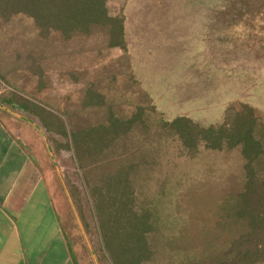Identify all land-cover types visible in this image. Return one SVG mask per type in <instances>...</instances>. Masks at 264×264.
Wrapping results in <instances>:
<instances>
[{"label": "rangeland", "instance_id": "374dc122", "mask_svg": "<svg viewBox=\"0 0 264 264\" xmlns=\"http://www.w3.org/2000/svg\"><path fill=\"white\" fill-rule=\"evenodd\" d=\"M231 1L109 0L110 13L125 16L128 46L107 51L97 67L95 52L61 53L64 45L58 41L54 45L59 53L53 54L39 39L34 22L19 14L9 22L0 21V81L21 90L31 105L29 112L39 114L60 134L66 124L69 133L103 118L99 112L89 118L80 113L85 90L97 80L110 94L121 89L130 93L119 99L118 113L124 117L130 115L133 101L153 106L167 120L186 115L201 126H215L228 122L243 103L248 104L258 117L254 134L263 153L255 166L264 177L263 16L231 11ZM122 64L133 76L125 74ZM113 74L119 83H108ZM125 98L131 101L124 103ZM154 151L164 157L162 163L155 165L149 181L139 178L137 183L151 187L144 202L152 210L149 231L154 252L145 264H210L219 255L213 244L227 231L220 224L221 204L246 184V157L236 146L200 147L185 158L172 147ZM62 157L64 172L73 173L72 153L63 148ZM64 178L67 189L65 173ZM74 180L78 182L75 176ZM67 192L66 226L77 233L81 258L115 264L102 246L89 205L78 197L77 204L69 188ZM230 220L227 216L226 223Z\"/></svg>", "mask_w": 264, "mask_h": 264}, {"label": "trees", "instance_id": "16d2710c", "mask_svg": "<svg viewBox=\"0 0 264 264\" xmlns=\"http://www.w3.org/2000/svg\"><path fill=\"white\" fill-rule=\"evenodd\" d=\"M108 4L109 0H0V21L9 22L24 15L34 22L39 39L53 54L59 53L54 45L58 41L64 45L61 53L95 52L97 67L102 65L101 57L107 51L128 46L125 16L111 14ZM228 6L231 11L263 16L264 28V0H232ZM124 66H120L122 70ZM125 74L133 76L127 67ZM107 81L119 83L118 75H111ZM101 86L102 80H97L85 90L80 113L89 118L91 113L99 112L103 118L74 127V132L69 133L68 124L64 125L63 139L56 142V147L72 153L75 171H65L68 188L77 204L78 197L89 205L97 221L95 227L103 237L98 233L102 246L111 252L114 263L145 264L154 252L149 231L153 227L152 210L144 202L150 197L147 191L151 187L137 184L139 178L149 181L155 165L162 163L164 157L157 156L154 149L161 152L172 147L185 158L200 147L220 150L235 146L246 157L247 181L228 203L221 204L224 215L220 224L227 231L213 244L212 249L216 248L219 255L210 264L264 261V177L255 166L263 146L254 134L258 117L253 109L243 103L228 122L201 126L186 115L164 119L154 112L153 106L132 101L133 109L124 117L118 113L122 104L119 99L130 93L121 89L110 94ZM127 98L124 103L131 101V97ZM47 130L59 133L56 127L47 126ZM227 216L231 217L229 223ZM123 246L128 249L126 253Z\"/></svg>", "mask_w": 264, "mask_h": 264}, {"label": "crops", "instance_id": "0c3cea01", "mask_svg": "<svg viewBox=\"0 0 264 264\" xmlns=\"http://www.w3.org/2000/svg\"><path fill=\"white\" fill-rule=\"evenodd\" d=\"M20 92L0 81V264H95L66 226L62 135L48 133Z\"/></svg>", "mask_w": 264, "mask_h": 264}]
</instances>
